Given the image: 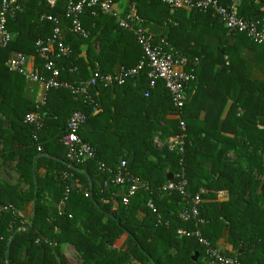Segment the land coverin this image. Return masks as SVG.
I'll return each instance as SVG.
<instances>
[{
  "label": "trees",
  "instance_id": "16d2710c",
  "mask_svg": "<svg viewBox=\"0 0 264 264\" xmlns=\"http://www.w3.org/2000/svg\"><path fill=\"white\" fill-rule=\"evenodd\" d=\"M125 1L116 0L120 4ZM218 1L223 6L230 3ZM17 2L22 12L7 24L13 40L0 52V94L4 105L9 104L13 95L17 96L5 87V82L13 76L23 78L7 70V57L12 52L35 56V42L49 37L54 27L41 20V15L57 18L64 29L68 25L64 16L68 0H58L52 8L44 0ZM261 3L264 0H241L239 15L264 20ZM135 9L146 28L149 24L165 23L167 31L162 38L174 51L190 60L199 59L187 103L176 118L178 112L164 83L159 81L155 88H150L146 71L123 85L98 86L91 90L90 99L75 100L69 90L51 89L40 109L43 128L36 133L23 122L27 114L36 110V103L21 98L23 105L14 127L15 133L23 135L17 143V171L28 190L0 183V204L12 205L19 211L26 202H33L34 209L24 231H18L21 218L8 213L0 215V264H67L61 252L64 245L74 249L81 264H132L134 260L141 264H202L204 250L195 238L177 236L178 229H193L190 222H182L178 217L183 207L179 194L160 191L168 174L175 176L181 168L190 195L204 191L209 194H201L202 198L213 199L219 191L229 194L226 203L202 204L201 217L206 221L203 237L218 249L215 242L224 228L230 252L226 254L236 255L241 264H264V208L260 204L264 201V181L254 176L264 174V129L259 128L264 127V81L247 77L240 56L243 47L264 45L254 43L245 34L228 33L211 12L186 14L181 9L171 13L168 6L156 0H137ZM81 21L90 37L82 40L67 33L66 43L72 54L58 63L62 80L74 83L87 79L96 65L101 73L114 74L141 61L143 52L135 36L119 29L115 18L102 14L93 17L86 11ZM208 35L219 40L216 55L206 43ZM225 55L228 65L223 60ZM35 61L40 70L42 63L37 57ZM216 65L220 69L215 70ZM228 98L233 103L218 131ZM93 103L99 105L96 111ZM199 103L206 104L201 105L207 113L204 122L193 119L200 110ZM75 110L87 115L80 137L95 149L93 161L73 163L66 159L61 140ZM180 121L186 127L183 154L166 145L158 149L154 139L168 141L180 134ZM230 131L232 138L221 135ZM220 144L224 146L220 148ZM230 150L236 154L235 162L225 159ZM122 161H126L129 174L145 183V187L127 205L118 197L114 206L107 201L109 193L119 189L102 188L106 175L100 172L99 165L113 169ZM207 163H211L209 170ZM39 170H44V174L39 176ZM64 174L67 178L61 179ZM86 175L92 179V192ZM66 189L69 193L59 213ZM149 199L157 213L147 208ZM125 241L132 242L133 248L123 250Z\"/></svg>",
  "mask_w": 264,
  "mask_h": 264
},
{
  "label": "built area",
  "instance_id": "2783aa9c",
  "mask_svg": "<svg viewBox=\"0 0 264 264\" xmlns=\"http://www.w3.org/2000/svg\"><path fill=\"white\" fill-rule=\"evenodd\" d=\"M44 1L48 7L52 8L58 0ZM136 1L129 2L127 0L120 12L116 8L118 4L116 0H68L64 9V16L68 22L66 29L61 26L57 18L46 14L41 15V20L51 22L54 27L49 37L38 39L35 42V56L16 52L4 62V66L9 72L21 75L27 82L42 86V94L36 102V110L25 116L23 121L25 125L31 126L36 133L42 130L43 120L40 109L45 106L47 93L51 89L69 90L75 100L90 99L92 89L98 86L106 88L123 85L127 80L138 79L143 71H146L150 88H155L159 81L164 83L170 100L178 112L175 117L179 118L189 98L190 84L196 80V68L199 67L200 61L199 59L186 58L174 51L163 38L156 37L149 32L145 27L146 22L136 14ZM156 1L168 6L171 13L181 9L188 12H211L223 24L228 33L245 34L254 43L264 45V20L245 19L240 16L241 0H230L227 6L221 5L218 0ZM86 11H89L93 17H97L99 14L111 16L115 18L119 29L131 32L142 49L141 61L132 68H122L114 74H103L99 66L96 65L87 79L74 83L62 80L58 63L68 59L72 54L71 47L66 43L67 33L82 40H87L90 37L89 31L83 27L81 21V17ZM20 12H22V7L17 0H0V52L9 46L14 37L7 28L8 21L14 19ZM94 48L97 49V44L94 45ZM35 57L42 63L40 70L36 65ZM145 97H148V92L145 93ZM92 106L93 111L99 107L97 103H93ZM86 121L87 115L77 110L73 111L68 118L61 143L66 151V159L70 162L84 163L93 161L95 158V149L80 137V131ZM259 128L264 129L261 126ZM179 129L180 134L172 138L168 146L170 150H175L177 154L181 155L184 152L186 140V127L183 121H180ZM181 165L182 161L180 160ZM99 170L106 175L101 183L104 190H109L112 186L119 189L109 193L107 201L114 206L117 205L118 197L123 205H127L129 199L140 188L145 187V183L129 174L126 161H122L119 166L113 169L100 164ZM66 178L67 174L61 176V179ZM125 186L128 187L127 190L121 192ZM160 191L166 195L179 194L183 207L178 217L182 222H190L193 229H178L177 236L195 238L204 250L202 264H241L237 256L228 255L212 247L210 242L203 237L202 228L206 221L201 217L200 212L203 204L202 193L190 195L187 192V180L183 168L175 176H172V180L167 181ZM68 193L69 191L66 189L65 197L59 204V213H62L61 208L64 206ZM146 206L152 212L157 213L152 200L149 199ZM5 213L20 218L15 207L0 204V215ZM28 224L29 222L21 220L22 227L18 231H24Z\"/></svg>",
  "mask_w": 264,
  "mask_h": 264
},
{
  "label": "crops",
  "instance_id": "0c3cea01",
  "mask_svg": "<svg viewBox=\"0 0 264 264\" xmlns=\"http://www.w3.org/2000/svg\"><path fill=\"white\" fill-rule=\"evenodd\" d=\"M127 1V0H126ZM118 3L116 8L118 11L121 12V8L124 7V4L126 3ZM263 6L264 4H260ZM186 14H189L188 11H186ZM147 29L149 32H151L154 36L162 38L164 34L167 31V26L165 23L161 24H149L147 26ZM206 43L210 45L214 49V55L217 54L218 46H219V40L216 37L213 36H206ZM223 54V50L221 51ZM14 53L12 52L7 59L11 58ZM241 58L244 60L247 70V77L252 81H264V46H261L259 48H253V47H243L241 49L240 53ZM6 59V60H7ZM223 60L226 65L229 63L228 56L225 55L223 57ZM220 69V65L215 66V70ZM2 80V79H1ZM5 87L12 92L14 91L17 96L11 97L9 99V104L5 105L3 104V97L0 94V183H7L12 186H19L22 191H27L28 186L20 181L19 174L17 171V162L19 161V155L18 152V141H21L23 139V135L21 133H15V122H17L19 113L21 112V107L23 105V102L21 101V98L24 100L31 101L33 103H36L41 94H42V86L37 83H30L24 80V78H19L17 76H13L12 80H8L5 82ZM196 90V89H195ZM192 92V95L195 93ZM0 91H1V84H0ZM22 96V97H21ZM15 99V100H14ZM233 101L232 99L228 98L225 102L222 115L220 117L217 129L220 131L222 129L224 120L227 117V114L229 112V109L232 105ZM17 105V111L16 106ZM206 104H198L197 106L200 107V110L198 111L197 115L193 117L194 121L197 122H204L206 118V108L203 109V106ZM208 105V104H207ZM221 135L226 137H233L232 131L230 133L225 132ZM171 141H159L158 138L154 139L155 146L159 149L162 146L166 145L168 148V144ZM223 144H220L219 147H223ZM225 159L230 162H235L236 160V154L234 151L230 150L226 153ZM264 165V161H263ZM207 170L210 169L211 163L206 164ZM44 170H39V176L44 174ZM34 173L35 170H34ZM168 176H171L168 174ZM254 176L257 180L260 182L264 181V174L258 175L254 173ZM121 192H124V190H121ZM202 194L205 192L202 191ZM209 194V193H205ZM203 199V204L205 203H226L229 200V194L226 190L219 191L216 193V196L213 199ZM262 207L264 208V201L260 203ZM33 209H34V203L33 202H26L22 209L18 211L19 217L21 220H24L25 222H30L32 215H33ZM226 225L228 223H225ZM216 247L223 251L224 253L229 252V246L225 241V229L223 228L219 232V239L215 242ZM123 250H130L133 248V243L129 241H125L122 245ZM61 252L63 259L67 264H71V255L73 256V253L77 256L74 249L70 245H64L61 247ZM25 251L22 249L20 252V257H24ZM230 253V252H229ZM234 255V254H233ZM236 256V255H235ZM78 258V257H77ZM78 264L80 263V260L78 259ZM132 264H141L137 261H132ZM149 264V263H147Z\"/></svg>",
  "mask_w": 264,
  "mask_h": 264
},
{
  "label": "water",
  "instance_id": "95a60500",
  "mask_svg": "<svg viewBox=\"0 0 264 264\" xmlns=\"http://www.w3.org/2000/svg\"><path fill=\"white\" fill-rule=\"evenodd\" d=\"M45 117H52V116H47V115H45ZM39 157V156H38ZM64 164H67V163H65V162H63ZM76 171H79V170H77L76 169ZM87 176V178H88V187H89V190L92 192V189H93V185H92V179L88 176V175H86ZM172 180V176H167V181H171ZM13 238H14V236H12L11 238H10V240L8 241V243H7V249H9V247H10V245H11V242H12V240H13ZM198 259V254H195V256L193 257V260L194 261H196Z\"/></svg>",
  "mask_w": 264,
  "mask_h": 264
},
{
  "label": "rangeland",
  "instance_id": "374dc122",
  "mask_svg": "<svg viewBox=\"0 0 264 264\" xmlns=\"http://www.w3.org/2000/svg\"><path fill=\"white\" fill-rule=\"evenodd\" d=\"M71 264H78V258L77 256L73 253V256L71 255Z\"/></svg>",
  "mask_w": 264,
  "mask_h": 264
}]
</instances>
